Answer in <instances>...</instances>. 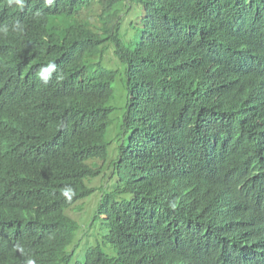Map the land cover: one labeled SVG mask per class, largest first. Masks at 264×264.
I'll list each match as a JSON object with an SVG mask.
<instances>
[{
    "label": "trees",
    "instance_id": "obj_1",
    "mask_svg": "<svg viewBox=\"0 0 264 264\" xmlns=\"http://www.w3.org/2000/svg\"><path fill=\"white\" fill-rule=\"evenodd\" d=\"M16 20L25 33L0 38V264H24L17 243L37 264H264V0H0ZM49 60L63 79L44 86ZM92 195L85 228L110 251L74 261L68 211Z\"/></svg>",
    "mask_w": 264,
    "mask_h": 264
},
{
    "label": "rangeland",
    "instance_id": "obj_2",
    "mask_svg": "<svg viewBox=\"0 0 264 264\" xmlns=\"http://www.w3.org/2000/svg\"><path fill=\"white\" fill-rule=\"evenodd\" d=\"M122 10H124L122 8ZM139 10L133 8L131 11L130 19L132 23L136 21L137 14ZM127 20L123 21V26L125 27L127 24ZM105 61L108 65L113 66L116 59L114 58L111 50H109L106 55H105ZM119 87L121 86L120 82H118ZM115 89L117 90V83L114 85ZM122 94V93H121ZM108 179L102 180V177L95 178L94 181L89 185L96 186L98 184H107ZM96 195H92L87 197L86 199L78 202L74 207L69 209L68 214L74 218L75 220L78 221L80 224L81 228L79 230V234L84 235L85 234V240L82 244H80L76 256L74 257V261H77L81 258V256L89 249L92 247H96L98 244L104 251H110L109 248H106L104 246V239H102L101 234L98 235L99 229H98V224H96L90 231L86 230V226L90 223H97L94 222V219H96ZM81 206L80 210L76 207ZM88 232V233H86Z\"/></svg>",
    "mask_w": 264,
    "mask_h": 264
},
{
    "label": "clouds",
    "instance_id": "obj_3",
    "mask_svg": "<svg viewBox=\"0 0 264 264\" xmlns=\"http://www.w3.org/2000/svg\"><path fill=\"white\" fill-rule=\"evenodd\" d=\"M53 0H45V4L51 5ZM27 5V0H7V6L9 8L19 9L23 11ZM41 15L40 11H36L34 16L39 17ZM26 31V26L19 20L8 24V23H0V38H8L11 34L22 35ZM36 75L39 81L44 85L48 86L50 83L58 82L63 79L62 69L58 66L55 61L49 60L46 63L41 64V66L37 69ZM55 77V80L53 79ZM61 195L68 197L70 195H74V190L67 188H62L60 190ZM15 249L19 251L22 255H26V259L24 260V264H37L38 258L33 254H26L24 247L17 243L15 245Z\"/></svg>",
    "mask_w": 264,
    "mask_h": 264
}]
</instances>
